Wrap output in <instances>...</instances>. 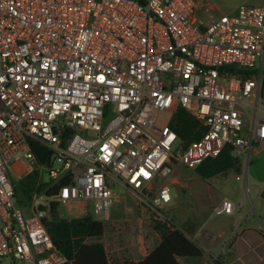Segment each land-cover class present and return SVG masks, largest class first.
I'll use <instances>...</instances> for the list:
<instances>
[{
  "label": "built area",
  "instance_id": "2783aa9c",
  "mask_svg": "<svg viewBox=\"0 0 264 264\" xmlns=\"http://www.w3.org/2000/svg\"><path fill=\"white\" fill-rule=\"evenodd\" d=\"M202 8L199 0H0V258L66 262L44 225L51 201L36 205L34 195L30 216L16 202L14 164L28 174L39 166L31 140L51 150L50 167L62 161L49 170L54 183L71 174L55 201L92 204L106 219L117 186L170 227L168 179L189 159L170 126L177 108L239 159L264 143V6L211 22ZM239 209L224 199L212 213Z\"/></svg>",
  "mask_w": 264,
  "mask_h": 264
},
{
  "label": "crops",
  "instance_id": "0c3cea01",
  "mask_svg": "<svg viewBox=\"0 0 264 264\" xmlns=\"http://www.w3.org/2000/svg\"><path fill=\"white\" fill-rule=\"evenodd\" d=\"M262 3L263 5L260 6H264V0ZM217 17L216 15L204 19V22H211ZM203 142H208L210 148L199 157V162L206 156H215L222 148L215 135L206 137ZM263 152L264 143H257L250 154L255 160H259ZM247 158L246 160H248ZM240 160L241 163L244 161L243 159ZM29 174L25 173V163L23 161L16 162L13 166V172L10 173L15 189L16 202L25 213H28V216H30L29 211H25V208L22 207L21 196L18 193L23 188V183H25ZM219 177H231L233 182L231 193L221 199L214 197L211 189L204 190L191 185V183L181 182L176 178L168 181L170 191L173 185L179 187L176 188L174 194H171L172 202L166 210L167 212L170 211L168 217L171 219L170 216L174 215L177 222L182 225L178 228L185 230L189 239L203 252L199 258H178V262L180 264H211L214 260L220 258L224 264H264V193H262L264 192V186L262 188L258 187V195L255 199H252L250 192L254 187L253 185L247 186L245 175H243V165L242 172L239 175L227 172L207 180L197 176L203 181H210ZM239 180L242 182L241 188ZM221 183V179H219L215 182V185ZM209 186L211 187V185ZM184 190L194 192V197L187 202L182 201ZM128 195L133 198L135 205L133 207L125 206L124 209L132 215L123 222L112 221L109 223L110 230L108 232L104 226L102 237L96 240V242L104 245L109 264H122L125 261L140 262L161 242L159 234L154 230L155 220L152 213L139 206L136 199L130 194ZM44 199L54 201L51 198ZM224 199L231 200L239 205L240 209L233 215L214 216L212 213L213 207ZM89 205L85 202L68 204L72 215L66 219L92 216L89 212ZM119 229H127L130 235L124 236L121 233L119 235Z\"/></svg>",
  "mask_w": 264,
  "mask_h": 264
},
{
  "label": "trees",
  "instance_id": "16d2710c",
  "mask_svg": "<svg viewBox=\"0 0 264 264\" xmlns=\"http://www.w3.org/2000/svg\"><path fill=\"white\" fill-rule=\"evenodd\" d=\"M170 126L180 142L183 143L184 151H188L193 145L201 144L208 133L207 127L201 125L183 108L176 109ZM30 148L37 164L50 168L51 150L37 140L30 141ZM227 172L237 175L242 172L241 160L233 155L232 148L228 145H224L215 156L204 157L194 168V173L204 180ZM32 173L27 176V179L32 180L30 177ZM70 183L71 174L68 173L51 186L36 184L38 193L45 191L44 196L54 200L49 205L50 218L44 220V225L54 245L66 259L64 264H109L102 243H87L90 239L102 237L104 225L101 221L95 220L90 215L69 220L59 219L55 215L59 205L55 198L60 189ZM39 206L43 209L46 208L42 205ZM154 230L161 238L160 244L142 261H125L122 264H180L178 258H199L202 256V249L189 239L187 232L182 228L170 227L166 223L155 221ZM211 264H224V262L218 258Z\"/></svg>",
  "mask_w": 264,
  "mask_h": 264
},
{
  "label": "rangeland",
  "instance_id": "374dc122",
  "mask_svg": "<svg viewBox=\"0 0 264 264\" xmlns=\"http://www.w3.org/2000/svg\"><path fill=\"white\" fill-rule=\"evenodd\" d=\"M201 5L203 6L202 10L199 12L200 17L207 19L212 18L214 16H219L221 14L231 15L233 14L240 6L245 5H253V6H260L263 5V0H199ZM207 5L213 6L212 9L207 8ZM262 60H260L261 62ZM210 148V144L208 142H203L198 145H193L189 149V155L190 160L188 163L181 162L173 165V174L170 176L168 181L170 179L176 178L181 182H188L191 183V185L197 186L201 189H211V191L214 194V197L223 198L225 196H228L229 193L232 191L233 182L231 180V177H219L214 178L210 181H203L195 175L193 168L199 163V157ZM261 159L255 160L254 157L250 154L249 157L246 160V156L243 158V175H245V182L247 181V186L250 187L253 185V190L250 192V196L252 199H255L258 195V187L264 186V152L261 154ZM62 161L60 159H56L52 165V167H45V166H36L35 171L30 175L32 180L27 179L25 183H23V188L19 191V196H21L20 201L22 202V207L25 208V211H29L32 206V197L37 194V201L36 205H38L44 198H46L45 191L42 193L37 192V185L41 184H48L51 186L54 184V181H52L49 178V170L50 169H58L60 170L62 168ZM40 171V174H39ZM31 174V173H30ZM219 179H221V184L215 185V182H217ZM240 182V188L242 185L241 180ZM244 182V179H243ZM211 185V187L209 186ZM20 186V184H19ZM48 186V187H49ZM246 187V188H248ZM176 188H179L178 186L171 187V194H174L176 191ZM112 190L116 194V198L113 200V203L109 210V216L106 219L97 218V215L93 209V205H89V212L92 215L94 219H97L103 223V225L106 228V231L108 232L110 230L109 223L112 221H119L123 222L125 219H127L129 216L132 215V213L126 212L124 209L125 206H132L135 205V201L133 198H131L128 193L123 191L121 188L117 186H112ZM183 193V192H181ZM194 197V192L190 190H184V194L182 195V201L187 202L191 200ZM48 203V202H47ZM35 204V203H34ZM50 204V203H49ZM58 208L55 212V215L59 219H66L70 218L72 215L69 207L67 204L58 202ZM193 204V203H192ZM196 209V208H195ZM170 212V211H169ZM168 212V214H169ZM171 225L176 227H182L181 224L177 222L176 217L174 215H171ZM112 230L116 231V229ZM120 233L124 236H129L130 233L127 229L121 230L119 229V235ZM100 239V238H98ZM98 239H90L87 241V243L91 244L96 242ZM0 264H35L28 261H19V260H13L10 258H0Z\"/></svg>",
  "mask_w": 264,
  "mask_h": 264
},
{
  "label": "snow or ice",
  "instance_id": "6c2138e0",
  "mask_svg": "<svg viewBox=\"0 0 264 264\" xmlns=\"http://www.w3.org/2000/svg\"><path fill=\"white\" fill-rule=\"evenodd\" d=\"M145 175H147V173H145Z\"/></svg>",
  "mask_w": 264,
  "mask_h": 264
}]
</instances>
